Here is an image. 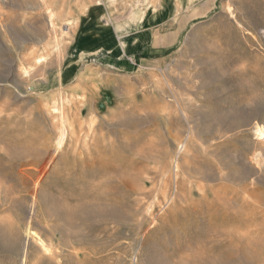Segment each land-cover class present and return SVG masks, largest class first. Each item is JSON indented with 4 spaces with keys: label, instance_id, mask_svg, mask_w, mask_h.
I'll list each match as a JSON object with an SVG mask.
<instances>
[{
    "label": "rangeland",
    "instance_id": "1",
    "mask_svg": "<svg viewBox=\"0 0 264 264\" xmlns=\"http://www.w3.org/2000/svg\"><path fill=\"white\" fill-rule=\"evenodd\" d=\"M157 1L0 0V264H264V0Z\"/></svg>",
    "mask_w": 264,
    "mask_h": 264
},
{
    "label": "bare ground",
    "instance_id": "2",
    "mask_svg": "<svg viewBox=\"0 0 264 264\" xmlns=\"http://www.w3.org/2000/svg\"><path fill=\"white\" fill-rule=\"evenodd\" d=\"M171 2L173 1V0H170ZM181 2H180V4H181V6H182V4H183V0H180ZM160 4H161V0H158L157 1V5L160 7ZM148 5H146V6H144L143 8H141L138 12H137V21H136V26H137V28L139 27V28H142L143 26H145L146 25V22H147V18L148 17H150L151 18V20L154 18V17H157L158 15H159V13H158V10H157V8L155 9V11H154V13H152L151 15H149L148 14V12L146 11L147 10V7ZM141 7V6H140ZM146 9V10H145ZM183 9V8H182ZM195 27V26H194ZM121 44H122V46H124V43L123 42H121ZM82 56V55H81ZM79 57V58H82V57ZM61 105V104H60ZM51 114L53 115V119L55 120V123H54V127H55V129H56V131H58V133H59V136H58V139L56 140V150H55V155H58L60 158H62L63 159V161H64V158H63V154H65L64 152H65V146L69 143V141L70 140H72V139H74L76 136H77V133H76V131H75V125L74 124H69V123H67V120H66V117L64 116V111H63V108H61V107H53L52 108V110H51ZM74 125V126H73ZM79 126V125H78ZM78 132V131H77ZM58 135V134H57ZM89 135V134H88ZM88 135H86L85 136V138L86 139H88ZM85 139V141H84V146L85 147H90L91 145H92V143H93V139H92V137L89 139V141H87ZM185 148V145L184 144H182L181 146H180V150L181 149H184ZM256 155V154H255ZM62 156V157H61ZM94 157L95 156H93V158H90L91 160L89 161V162H85L84 161V159L83 158H80V161H81V165H80V170H79V172L78 173H74V166L71 168V169H67V168H62L61 169V172L60 173H58V174H56V180H60L61 178H68L69 179V177H75L77 174L80 176V178H78V180L80 181H82V180H85V179H87L88 177H90L89 179H91V175H93L94 173H97L96 171H95V168L93 167L94 166ZM255 158H256V156H254ZM75 161V157H72V159H71V161H69V162H74ZM62 163V162H61ZM214 164H216V163H214ZM31 165V164H30ZM32 166V165H31ZM38 167V165L35 167V168H37ZM96 168H98V167H96ZM172 169H173V174H174V181H173V187H172V190H173V192H172V194H171V197H170V199H168L169 201V203H171L170 201H173L174 199H175V197H176V194H182V192H183V190L185 189V181H183L182 179H178L177 177H178V174H179V170H180V168H179V165H178V163H177V161H176V159H174V160H172ZM36 170V169H35ZM220 171V180H223V170H219ZM225 173V172H224ZM84 177V178H83ZM93 178V177H92ZM2 185V184H1ZM192 185V184H191ZM190 186V185H189ZM1 188V187H0ZM190 188V187H189ZM208 188H210V187H208ZM201 189H202V187H201ZM1 190V189H0ZM3 191V190H2ZM220 192V191H219ZM165 195V194H164ZM234 195V194H233ZM232 195V196H233ZM1 196H2V193H1V191H0V210H2L1 208H2V206H1ZM192 196V195H191ZM234 197V196H233ZM232 197V198H233ZM197 198V197H196ZM92 199V198H91ZM94 200H96V201H98L99 199H97V197H95V199ZM235 200V199H234ZM76 202V201H75ZM117 202V201H116ZM178 202V201H177ZM205 202V201H204ZM118 203V202H117ZM167 203V202H166ZM74 204V203H73ZM94 204H97V203H95L94 202ZM113 204V203H112ZM115 204V203H114ZM102 205V204H101ZM108 205V204H107ZM194 205V204H193ZM195 206H196V204H195ZM198 206V205H197ZM203 206V205H202ZM97 207V206H96ZM108 207V206H107ZM110 207V206H109ZM205 208V207H204ZM202 210V209H201ZM206 210H207V212L209 211L210 212V214H211V212H217L218 210H220V208L219 207H217L214 203H211V204H207V206H206ZM199 211V210H198ZM96 213V212H95ZM183 213V212H182ZM195 213V212H194ZM197 213V212H196ZM189 214V213H188ZM187 214V215H188ZM209 214V215H210ZM192 215V214H191ZM209 215H208V217H209ZM215 216V215H214ZM190 217V216H189ZM195 217V216H194ZM213 217V216H212ZM212 217H210L211 219H212ZM188 218V217H187ZM186 218V219H187ZM197 218V217H196ZM207 217H205L204 219H206ZM177 219V218H176ZM200 219V218H199ZM202 219V218H201ZM201 219H200V221H201ZM188 220V219H187ZM190 220V219H189ZM192 220L193 221H196V220H198V219H196L195 220V218H193L192 217ZM203 220V219H202ZM214 219H212V221H213ZM192 221V223L194 224V222ZM199 221V220H198ZM208 221V220H207ZM189 222V221H188ZM196 223V222H195ZM97 225V224H96ZM213 225V224H212ZM111 225H109L108 223H103L102 224V226H100V227H102L103 229H108L109 227H110ZM86 227H87V225H86ZM113 227V226H112ZM93 228V227H92ZM185 228V227H184ZM88 229V228H87ZM103 229H102V231H103ZM101 230V229H100ZM93 231V230H92ZM186 231V230H185ZM91 232V231H90ZM175 233V232H174ZM187 232H185V234H186ZM184 234V233H183ZM73 236V235H72ZM75 236V235H74ZM187 236V235H186ZM78 240V239H77ZM76 241V240H75ZM75 244V243H74ZM43 248H44V246H43ZM76 253V252H75ZM53 255V254H52ZM77 256H79L78 254H76ZM76 257V256H75ZM52 258H53V256H52ZM56 258H57V256H56ZM55 258V259H56Z\"/></svg>",
    "mask_w": 264,
    "mask_h": 264
},
{
    "label": "crops",
    "instance_id": "3",
    "mask_svg": "<svg viewBox=\"0 0 264 264\" xmlns=\"http://www.w3.org/2000/svg\"><path fill=\"white\" fill-rule=\"evenodd\" d=\"M173 2V1H172ZM181 1H178V5L181 8H189L192 4L191 0H186V5L185 6H181L180 4ZM159 10V9H158ZM166 10H170L169 8H166ZM165 10V11H166ZM173 10V3H172V9L170 11ZM164 13V11H163ZM159 14L157 17H154L152 19V21H147L146 25L143 26V27H146L147 25L149 24H153V23H157L159 21V18L160 16L163 14ZM105 33H103L102 35H100L103 39L102 41H100L99 43H97L96 41L93 42V48L92 49H89V45H87V41L85 38H81L80 40V44H79V49H80V55L82 53H84L85 55L87 54H91V52H96L98 50H106L108 53H110L111 55H114V56H121V55H129V54H132L134 51H135V46H137V42H141L142 41V36H138L137 38L133 39L135 43L134 46L131 45V41H125V42H128L127 44V48H128V51L125 49V47L122 46L121 42L117 41L115 39V37L113 36V33L108 30V31H104ZM133 42V43H134ZM143 44L140 43V46H142ZM89 46V47H87ZM87 47V48H86ZM92 50V51H91Z\"/></svg>",
    "mask_w": 264,
    "mask_h": 264
}]
</instances>
